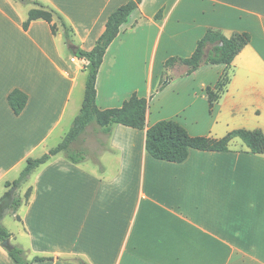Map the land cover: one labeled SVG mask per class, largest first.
<instances>
[{"label": "crops", "instance_id": "obj_1", "mask_svg": "<svg viewBox=\"0 0 264 264\" xmlns=\"http://www.w3.org/2000/svg\"><path fill=\"white\" fill-rule=\"evenodd\" d=\"M27 1L0 0V199L28 159L70 130L79 114L72 95L87 64L73 49L91 51L108 17L129 0ZM31 1L61 16L74 48L59 21L55 33L41 19L24 29ZM207 29L250 35L211 108L206 89L223 65L182 78L169 71L172 80L157 90L164 62L190 57ZM95 88L100 110L120 108L133 94L147 99L145 130L174 120L191 137L264 136V0H141L107 48ZM14 90L27 95L19 115L7 101ZM145 130L114 125L95 158L73 164L59 153L36 168L22 217L12 213L25 242L4 226L10 244L29 264H76L75 257L87 264H264V154L233 135L225 151L190 149L182 163L160 161L145 150ZM0 264H15L1 246Z\"/></svg>", "mask_w": 264, "mask_h": 264}, {"label": "trees", "instance_id": "obj_2", "mask_svg": "<svg viewBox=\"0 0 264 264\" xmlns=\"http://www.w3.org/2000/svg\"><path fill=\"white\" fill-rule=\"evenodd\" d=\"M25 4L27 0H18ZM141 0H129L125 5L116 9L107 19L105 30L97 40V43L91 51L78 50L75 56L79 59H85L87 64L84 66L86 72V82L84 98L79 114L73 120L72 126L63 140L48 153L37 159H28L20 176L13 183H8V191L0 199V205L10 201L11 195L14 200L11 203L10 210L15 213L22 205L23 200L16 196V190L20 185L26 182L34 170L41 165L46 164L52 157L59 153H64L68 161L78 164L86 159L83 151L73 148L75 142L79 140L86 132L87 128L96 124L101 129L102 134L108 137L114 125H122L136 130H145L146 127V111L148 100L140 98L133 94L128 100L124 101L120 108L100 110L96 105V78L100 66L102 64L107 48L114 41L120 32V28L127 22L130 14L138 7ZM37 8L29 11L28 19L23 27L26 29L33 20L41 19L50 24L51 30L55 33V25H52L53 16L60 22L63 27V35L65 44L70 48H74L71 43L69 30L66 24L54 10L44 7L40 3L32 2ZM161 17V12L157 13L155 19ZM250 42L248 33H235L230 37H226L220 31L207 29L205 34L196 43L195 50L188 58L170 57L164 62V71L159 79L157 90L164 89L172 80L167 75V71L177 68L184 69L177 77H187L202 66H225L222 73L213 88L206 89V95L210 108L219 99L220 94L224 91L229 83L231 73L230 65L240 49ZM8 104L15 115H19L26 106L27 95L19 90L12 91L7 97ZM239 136L251 152L255 155L264 154V136L261 131H245L238 130L230 133L227 137L215 141L206 137H191L187 130L174 120H163L155 123L145 130V150L153 159L170 162L182 163L187 157L190 149L199 151H216L226 150L228 139L233 136ZM105 145V143L103 144ZM30 189L26 192L25 200L29 198ZM4 206L0 208V215ZM11 234L0 224V243L10 240ZM10 259L15 264H29L26 259L25 252L10 244L5 249ZM51 260L46 258L35 257L34 261L40 262ZM76 264H87L79 257L71 260Z\"/></svg>", "mask_w": 264, "mask_h": 264}, {"label": "rangeland", "instance_id": "obj_3", "mask_svg": "<svg viewBox=\"0 0 264 264\" xmlns=\"http://www.w3.org/2000/svg\"><path fill=\"white\" fill-rule=\"evenodd\" d=\"M33 7L37 8V6H35V5H33ZM56 23H58V20L56 19L55 16H53L52 25H56ZM183 70L184 69H182V68H177L175 70H172L174 72V74L171 72L170 75L171 76H174V75L177 76ZM168 73H169V71H167V75H168ZM85 82H86V75H85V73H83L81 76H79L76 89L74 90L73 95H72L71 111L74 109L76 110V108H77L78 113L80 111L81 103L83 102V98H84ZM72 123L70 125V128L72 126ZM87 129H88L87 132H85L83 134V136L81 138H79V140L77 142H75L74 145H76L75 149H79V150L83 151L85 154L88 155V157L90 159H93L96 157L97 152L102 149V146H104L103 144L105 142L104 139L106 138V136L104 134H102L101 129L96 124L90 125ZM74 145H73V148H74ZM29 184L30 183L27 180L26 182H24L20 185V187L16 191V196L18 198L23 199V196H24L23 190L26 187H29ZM8 189H7V191H8ZM23 211L24 210L22 208V210L19 213L17 212L19 217L20 216L22 217ZM16 212H15V214H16ZM9 213H11V214H9ZM9 213L4 216V220L2 221L1 225L3 227L5 226L12 234H14V236L17 238L18 241H20L24 244L25 238H24V234L22 233L23 227H22L21 221L18 218L16 219L15 217L12 216L11 210L9 211ZM13 245H15V244H13Z\"/></svg>", "mask_w": 264, "mask_h": 264}, {"label": "water", "instance_id": "obj_4", "mask_svg": "<svg viewBox=\"0 0 264 264\" xmlns=\"http://www.w3.org/2000/svg\"><path fill=\"white\" fill-rule=\"evenodd\" d=\"M76 52H77V49L74 48L73 49V53L76 54ZM13 200H14V196L11 195L10 201L6 203V206L3 208V211H2V213L0 215V222L3 219V217L9 213L10 207H11V203L13 202ZM0 246L2 248H4V249H7L10 246V240L3 241L2 243H0Z\"/></svg>", "mask_w": 264, "mask_h": 264}, {"label": "built area", "instance_id": "obj_5", "mask_svg": "<svg viewBox=\"0 0 264 264\" xmlns=\"http://www.w3.org/2000/svg\"><path fill=\"white\" fill-rule=\"evenodd\" d=\"M75 58H72V61H74Z\"/></svg>", "mask_w": 264, "mask_h": 264}, {"label": "flooded vegetation", "instance_id": "obj_6", "mask_svg": "<svg viewBox=\"0 0 264 264\" xmlns=\"http://www.w3.org/2000/svg\"><path fill=\"white\" fill-rule=\"evenodd\" d=\"M2 205H0V208H1Z\"/></svg>", "mask_w": 264, "mask_h": 264}]
</instances>
